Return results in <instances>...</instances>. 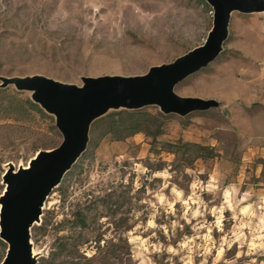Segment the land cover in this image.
Returning a JSON list of instances; mask_svg holds the SVG:
<instances>
[{"label": "rangeland", "instance_id": "rangeland-1", "mask_svg": "<svg viewBox=\"0 0 264 264\" xmlns=\"http://www.w3.org/2000/svg\"><path fill=\"white\" fill-rule=\"evenodd\" d=\"M210 11L204 0H0V77L140 75L201 44ZM173 90L217 107H145L151 134L120 140L104 134L114 111L93 121L30 228L36 264H264V10L231 12L218 56ZM0 91L12 103L0 107L1 197L7 164L61 137L51 116L16 107L29 93Z\"/></svg>", "mask_w": 264, "mask_h": 264}, {"label": "water", "instance_id": "water-1", "mask_svg": "<svg viewBox=\"0 0 264 264\" xmlns=\"http://www.w3.org/2000/svg\"><path fill=\"white\" fill-rule=\"evenodd\" d=\"M211 26L203 42L171 62L148 67L140 75L80 77V85L31 75L0 77V89L11 86L53 118L61 137L49 150H38L26 166L7 164L0 197V241L6 245L0 264H36L30 228L39 222L46 198L85 150L91 123L109 111L156 107L162 115L185 117L217 107L212 99L181 97L174 87L214 61L227 36L231 12L264 10V0H204Z\"/></svg>", "mask_w": 264, "mask_h": 264}, {"label": "trees", "instance_id": "trees-1", "mask_svg": "<svg viewBox=\"0 0 264 264\" xmlns=\"http://www.w3.org/2000/svg\"><path fill=\"white\" fill-rule=\"evenodd\" d=\"M0 107L3 111L7 112L9 111V109H11L12 103L5 102L3 105H0ZM16 107H18V109L21 108L26 112H35L40 116L47 117L36 105L31 103V101H29L28 99H25L22 102L19 101V103L16 104ZM102 118L106 119V130L104 134H112L115 140H120L127 136H132L142 132L151 134L149 132V126L154 123L155 119V117L149 115L144 108L139 110H118L109 113ZM153 140L154 138L152 137V142ZM173 146L192 147L201 150L202 152H208L211 156H215L213 155L214 153L211 147H203L191 143H178ZM0 247L5 249V246L1 241Z\"/></svg>", "mask_w": 264, "mask_h": 264}]
</instances>
